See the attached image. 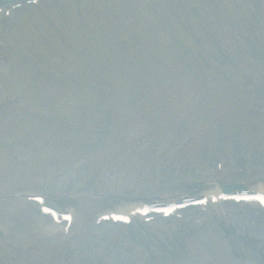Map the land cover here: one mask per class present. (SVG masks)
Returning <instances> with one entry per match:
<instances>
[{"label": "rangeland", "instance_id": "obj_1", "mask_svg": "<svg viewBox=\"0 0 264 264\" xmlns=\"http://www.w3.org/2000/svg\"><path fill=\"white\" fill-rule=\"evenodd\" d=\"M13 13L8 42L34 32L17 50L31 64L0 67V106L21 97L44 117L0 107V264H264L260 208L208 196L264 186V0H46ZM19 192L45 193L72 224ZM190 195L208 199L141 214ZM131 206L128 224L103 218ZM249 208L258 227L242 222Z\"/></svg>", "mask_w": 264, "mask_h": 264}, {"label": "bare ground", "instance_id": "obj_2", "mask_svg": "<svg viewBox=\"0 0 264 264\" xmlns=\"http://www.w3.org/2000/svg\"><path fill=\"white\" fill-rule=\"evenodd\" d=\"M258 188L261 189V190H264V186L263 185H260ZM220 191L221 190L218 187L214 190V192H216V193H220ZM133 208L134 207H132V206L131 207H127L124 211H122V213H125L127 215V213H129L131 210H133ZM248 212L249 213L248 214L246 213L247 215H245V216H248L249 218L248 219L244 218V216L242 215V222H244L245 220H250L251 219L250 223H254L255 227H258L259 226L258 221L262 220V219L260 218V216L257 213H254L253 211H251L250 208L248 209Z\"/></svg>", "mask_w": 264, "mask_h": 264}]
</instances>
